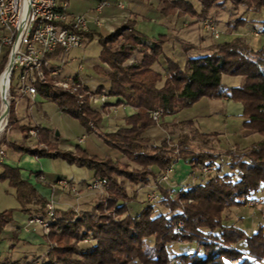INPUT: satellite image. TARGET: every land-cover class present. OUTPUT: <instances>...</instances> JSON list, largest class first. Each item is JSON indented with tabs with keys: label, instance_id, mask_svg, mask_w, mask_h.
I'll return each mask as SVG.
<instances>
[{
	"label": "trees",
	"instance_id": "1",
	"mask_svg": "<svg viewBox=\"0 0 264 264\" xmlns=\"http://www.w3.org/2000/svg\"><path fill=\"white\" fill-rule=\"evenodd\" d=\"M198 1L201 15H206L221 2ZM228 1L234 6L246 5L247 9L254 11L264 8V0ZM163 2L160 11L164 16L175 12L198 14L188 0ZM241 23L243 19L240 18L236 26ZM89 32L83 35L88 39L97 36L99 62L108 65V70L99 71L108 81L107 94L118 97L117 103L136 109L126 117V127L114 132H96L103 143L117 154L99 157L80 146L74 150L60 149L49 140L51 132L46 127H36L38 142L46 147L15 144L6 138L0 141V146L8 144L37 157L61 158L68 163H76L94 171L95 178H106L109 184L106 204L96 200L89 209L79 212L72 208L55 210L46 239L56 245L47 248L40 264H165L174 257L184 264H264V225L248 234L233 224H224L222 220L226 209L242 206L249 196L264 188V47L253 50L245 41L235 39L211 44L204 54L191 55L188 50L194 46L178 40L187 53L184 67L166 58L167 76L159 86L162 78L152 65L162 53L165 35L152 38L146 44L147 39L134 29L132 22L122 24L105 35ZM260 32L264 33V21ZM140 44L144 46L141 59L136 63H125L135 46ZM2 66L3 63L0 71ZM223 74L241 76L242 83L226 87L221 83ZM37 91L60 111L76 118L87 132L94 131L101 122L99 111L86 101L79 103L75 94L54 88L50 80L39 82ZM203 97H226L240 102L243 129L258 133L261 139L238 153L227 152L230 173L215 174L193 184L186 183L174 196L158 186V202L167 211L162 212L148 203L135 216L127 214L126 204L118 205L119 200L129 199L126 182L147 185L150 178L158 180L165 169L180 158H189L193 170L200 165L215 164L220 159L219 154L210 151L192 150L187 135H182L176 144L167 140L155 144L143 135L159 122L152 119L151 111L161 110L162 117L172 115ZM8 113V124L11 125L15 122L13 102ZM2 167L0 179H7L15 188L20 204L18 209L30 212L27 205L34 202L40 205L37 211L44 214L47 202L40 199L33 186L21 178L19 169L7 165ZM105 208L114 209L117 215H125L113 218L104 213ZM12 212L13 209L0 212V234L12 220ZM83 240L88 243L80 247L79 242ZM172 242H195L197 246L194 252L173 254L170 251Z\"/></svg>",
	"mask_w": 264,
	"mask_h": 264
},
{
	"label": "crops",
	"instance_id": "2",
	"mask_svg": "<svg viewBox=\"0 0 264 264\" xmlns=\"http://www.w3.org/2000/svg\"><path fill=\"white\" fill-rule=\"evenodd\" d=\"M60 1H66L68 4V10L71 13H74L69 9V0ZM102 1H106L107 4L101 9L100 12H98L96 7ZM144 4H147L148 6L150 5V1L144 3L143 0H128L127 5H125L122 0H97L94 7L89 8L86 12L80 14L86 15L88 18L89 33H99L103 35L112 32L114 29L125 23L128 18H131L134 20L135 29L144 39H147L148 42H151V39L139 30V24L137 22L140 13L148 8V11L146 10V12L153 10L155 12V16L159 17L158 20L164 22L160 23L168 29V32L162 34L166 36V41L163 44V52L165 51V48H171V52L174 50V52H177L174 54L172 53V55L181 54L186 57L187 53L183 50L182 45L179 43L177 37L185 39L194 44V47L188 50V54L197 55L206 52L204 49L206 40L201 34L197 33L199 30L194 27L193 24L189 26L183 24L187 31L182 33L181 36L180 30H177V27L171 23L173 16H164L161 14V12H159V1L156 8L153 6L147 7ZM95 20H99L100 23L97 24ZM194 33H196V36H194ZM189 35H193V37L189 39V37H191ZM94 38H97V36H94ZM193 38L195 40H193ZM87 40L90 39L84 36L83 46H86ZM177 44L181 53H178L177 51V47L175 46ZM135 54L133 55V58L135 60H140L142 56L141 51L136 52ZM89 59H87V61ZM97 64L100 68H104L103 66L105 63L101 64L98 62ZM155 66L156 62L152 65V68L157 71V67ZM94 69L96 70V67H94ZM79 71L80 70L76 71L74 74L80 79L83 78L84 80H87L85 79L84 75H80ZM166 76L167 74L164 76V79ZM164 79L158 83L159 86L162 85ZM106 81L107 80L105 79L104 82L100 83L104 91L106 90L104 87ZM38 93L39 92L37 91V94L32 98L27 95H19V97L14 100L16 118L19 124H28L35 128L43 126L50 129L51 133L49 140L53 143H56L57 146L63 150H74L76 146H80L88 153L95 154L99 157H103L105 155L115 156L117 154L115 150L108 148L103 143L96 132H114L121 127H126V117L136 111L134 107L124 103H117L119 98L110 96L107 104L103 107H93V109L99 111L102 116L101 122L96 128H94V131L87 132L84 126L75 119L77 124L76 133L77 135L80 133L76 138L65 133L63 134L62 129H60V132L55 131L56 126L54 124L47 122V124L44 125V122H41L45 118L50 119L48 116L50 114L58 115L60 117L71 116L60 111L53 102L45 98L42 100L37 99ZM213 101L219 102L221 105L219 110L216 108H211L210 104ZM203 102L205 105L201 110L194 111L192 110L194 108H190L195 105L194 102L191 106L183 108L175 114L164 117L161 116L162 121L160 122L159 120L155 126L147 129L143 135L149 138L155 144H160L164 140L176 144L178 138L181 135L180 132L193 131L218 138V146L216 144L215 145L217 148H221L220 146H222L223 143V140L221 139L227 137L226 131H224L225 128L217 129L216 126L209 122V119L207 118L213 113H220L224 116H227V118L236 117L242 120V105L240 102H234L226 97L221 99L205 98ZM20 106H22L21 110H18ZM34 109L36 112H38L39 116L35 115L33 111ZM182 129H186V131H182ZM11 131L12 130H9L7 133L10 134ZM14 131L17 136L22 135L19 129H14ZM83 132L92 133L98 138L100 143L97 146L101 148L102 154L95 153L93 150H91L90 144L87 142L89 140L87 138V134ZM239 132L241 139L231 143L232 146L235 145L234 147H247L249 143L247 144L245 141H250V139H252L255 134H258L245 132L243 127ZM17 140V138H14L13 133V139L11 142H17ZM24 142L27 146H35V144L38 142L37 133L36 136L28 137L26 140H24ZM227 145L229 144L227 143ZM2 150L4 154L0 156V173L3 170V165L18 168L21 178L29 182L38 194V197L45 200L47 204L51 203L55 210H66L68 208L86 210L93 205V196L85 189V183L95 178L94 171L79 166L76 163H68L66 160L61 158L37 157L29 153L19 151L14 147H10V150H7L4 144L2 146ZM189 160V158H180L175 163H173L169 167L170 171L167 173L168 178L165 181L161 180L162 175L165 174V172H163L158 177V180L153 178L147 185L134 186H146L149 189L146 192V196L151 192L157 191L158 186L168 191H174L175 193V191L181 188V185L190 183L191 180H193L192 176L194 171ZM39 176H43V179H40ZM59 179L70 180V182L79 189V193L72 194L68 190L60 187L57 183ZM27 208L30 209V212H23L15 208V210L12 212V220L4 226L0 234V264H23L32 256H43L48 248V244L44 235L42 234L41 227L39 225L28 224V218L31 213H40L37 211L40 209V205L32 202L27 205Z\"/></svg>",
	"mask_w": 264,
	"mask_h": 264
},
{
	"label": "rangeland",
	"instance_id": "3",
	"mask_svg": "<svg viewBox=\"0 0 264 264\" xmlns=\"http://www.w3.org/2000/svg\"><path fill=\"white\" fill-rule=\"evenodd\" d=\"M96 1L97 0H69V9L72 10V12L74 13H79V14L84 13L89 8L94 7L96 5ZM122 1L125 5H127L128 0H122ZM143 1L144 3H147L150 1V5L148 6L150 7L153 6L154 8H156L158 1H159V12H161L160 7L164 3L163 1H168V0H143ZM188 1L191 3L194 10L198 14H195V15L184 14L183 15V14H178L175 12V13H171L167 15V16H173V19H171L172 20L171 23L177 27V30H180L181 36H182V33L187 31L186 28H184V25L189 26L193 24L194 27H196L199 30V32L197 31V33L201 34L206 40V45L204 46L205 50L211 44L231 42V41H234L235 39H241L245 41L248 44V46L252 48L253 50H259L260 48L264 47V33L260 32L262 28V22L264 21V8H261L259 11H254V10L247 9L246 5L234 6L228 0L227 1L221 0L220 4L214 5L208 11L206 15H201L199 1L198 0H188ZM144 5L147 6V4H144ZM147 9L148 8H146V10ZM146 10L142 11V13H140V16L138 17L137 22L139 24L138 26L139 30L150 39L157 38L161 34L168 32V29L161 24L164 22L159 21L158 20L159 17L155 16V12L153 10L152 11L149 10V12H146ZM240 18L243 19V23L236 26V24L239 23ZM205 19H208L211 22L210 24L213 25L214 28L218 31L219 33L218 38H215L210 33V31H208L204 27L203 21ZM131 22L134 23V20L131 18H128L123 24L131 23ZM134 29H135V25H134ZM195 34L196 33H194V36H196ZM189 36H191L189 37V39L193 37V35H189ZM177 38L178 40L183 41L187 45L194 46V44H192L191 42L185 39H181L179 37ZM193 40L195 39L193 38ZM175 46L177 47L178 53H181V51L179 50L178 44ZM143 50H144L143 45L140 44V45L135 46V50L133 54L125 61V63L138 62L139 60H135L133 58V55L139 51H141L142 53ZM163 50L164 49L162 46V53L158 57L156 61V66H155L157 67V72L160 73L162 79H164V76L166 75V70H167L166 58H170L174 60L175 62L178 63V65L181 68L184 67V64L186 61V57L184 55H181V54L172 55V53L174 54L177 52H174L175 50L171 52V48L169 49L165 48L164 52ZM99 52H100V45L98 42V38L93 37L90 40H87L86 46L82 45L80 48H76V49L71 50L68 53H64L63 55L59 56V58H63L64 61H66L62 67V70H61L62 73L58 75H53L49 73V71H47L46 72V82L50 80L54 88L62 90L58 88V86H55L56 82H58L59 80H63L62 75H65V74L73 75L76 71H78L77 67H78V63L80 62L82 64V69L79 71L80 75H84L85 79L87 80H84L83 78L80 79L78 77L81 82V87L78 90H76L74 94L76 95V97L78 96V94H82V97L81 98L77 97V99L82 100L83 102L84 101L88 102V97L90 93L92 92L101 93L102 91L104 92L103 88H100L101 87L100 83L105 81L104 79L105 77H103L101 74H98V73L99 71H102L103 69L108 70V65L104 64L103 66L104 68H100L98 66L97 63L99 62ZM200 54H204V53H200ZM87 59L89 60L87 61ZM2 63L3 62H1V65ZM1 65H0V68H1ZM94 67H96V70L94 69ZM17 77H18V72L17 70H14L12 74V79H11L10 96H8V105L10 106V103L13 102L14 107H15L14 100H16V98H18L19 95H22L18 92ZM221 83L225 85L226 87L239 86L242 83V77L238 75L223 74L221 76ZM104 87L107 89L108 81L105 82ZM43 98L44 97L40 93H38L37 99L42 100ZM204 100H205L204 97L201 98L200 100L194 103L195 105L193 107H190V108H194L192 109L194 111L201 110L205 105V103L203 102ZM88 104L90 103L88 102ZM210 105H211V108L213 109L216 108L217 110H219V107L221 106L219 102L217 101H213ZM21 107L22 106H20L18 110H21ZM33 111L36 116H39L38 112H36L35 109ZM48 116L50 119L45 118L41 121V122H44V125H46L47 122H49L50 124H54L56 126L55 131L60 132V129H62L63 134L65 133V134L71 135L76 138L80 134L79 133L77 135L76 133L77 131V127H76L77 119L76 118L73 119L67 116L60 117L58 115H51V114ZM207 119H209V122L215 125L217 129L225 128L224 131H226L227 137L224 139H221L223 140L222 146H220L221 148H217L218 138L211 137L209 135H203L198 132H193V131L188 132L186 131V129H182V131H186V132H180L181 135L178 138L177 142L179 141L182 135L183 136L187 135L188 144L192 150L210 151V152L219 154L220 156V159L217 160L215 164H213L216 167V169L213 170L212 172L203 174L201 172L202 165L194 169L193 176H192L193 180H191L190 184L197 183L215 174L222 175L224 173H230L231 171L227 165V161L230 160V156L227 154V152L231 151L232 153L233 152L238 153L240 151H243L246 148V147L245 148L234 147L235 145L234 146L231 145V143H234L238 141L239 139H241L239 131L243 127L244 118L242 120L236 117L227 118V116H224L223 114L213 113L210 116H208ZM8 120H9V113L7 115L6 125L4 126V129L0 132V141L3 140V138L4 139L6 138L7 141L11 142L13 139V133H14V138H17L18 140L17 142L13 141V143L26 145L24 140H26L28 137L36 136L37 128L31 127L28 124H19L16 118V112H15V120H14L15 122L10 125L8 124ZM161 121H162V118H160V122ZM14 129H19L22 135L17 136ZM9 130H12L10 134L7 133ZM85 134H87V138L89 139V140L87 139L88 140L87 142L88 144H90L91 150H93V152L95 153L102 154L101 148L97 146L100 143L98 138L92 133H85ZM260 139L261 137L259 136V134H255L254 137L250 139V141L248 140L249 142L248 141H245V142H247V144L249 143L248 144L249 146L252 143L259 141ZM227 143L229 145H227ZM4 145L6 146L7 150H10V146L8 144H4ZM35 145H38L40 147H46L43 143H39V142H37ZM2 146L3 145L0 146V149H2ZM230 147H233V148H230ZM152 179L153 178H150V180ZM161 180L165 181L164 179H162V177H161ZM148 190L149 189L146 186H136L135 187L133 184L126 182V191H127V195L129 199H127L126 201L119 200L118 205L125 203L126 208H127L126 213L130 214L131 216H135L136 214H138L148 203L153 204L157 209L159 208L162 212L167 211V209L161 206L158 202L160 196L156 198L151 197L152 195L150 194L152 192L146 196V192ZM87 191L90 192L91 195L93 196V199H94L92 202L93 205L95 204L96 200H100L104 204L107 203V198L109 197V184H108L107 191L103 193L98 192V191H90V190H87ZM169 192L173 193L171 194L172 196L175 195L174 191H169ZM154 193L158 194L157 191H155ZM18 205L20 207L19 201L15 193V188L9 184V181L7 179H0V212L6 209H13L14 211L15 208L16 209L19 208ZM74 210L75 212L81 211L80 209L76 210L75 208ZM46 211H47V204H46L44 214L31 213L30 216L32 217L34 215L35 216L45 215ZM54 211H55V208H54ZM104 213L113 218H117V217L121 218V217H124L125 215V213H123L122 215H117L114 209H108V208L104 209ZM222 216H223L222 220L224 224H233L237 226L238 228L243 229L248 234L256 231L259 226L264 225V188L258 189L252 196H249L246 203H244L242 206H235V207H230L226 209L223 212ZM180 224L181 223H179L178 225ZM41 230H42V234L44 235L46 239V236L48 235L49 232L45 234L42 228ZM50 230H51V225H50ZM148 241L152 242L151 239H149ZM46 242L48 244V247L49 246L53 247L56 245L55 242H50L47 239H46ZM87 243L88 242L83 240L79 242V245L80 247H83V246H86ZM196 246L197 244L195 242H191V243L172 242L170 245V251L173 254L174 253L183 254V253H188V252H194L196 250ZM242 248H244L243 244H242ZM41 256H32L29 259H27L23 264H40L43 257H45V253L43 254L42 257ZM172 262H176L178 264H184L183 262H181V260L175 257L171 258L165 264H171ZM233 262H236V261H233ZM130 264H135V263L131 262Z\"/></svg>",
	"mask_w": 264,
	"mask_h": 264
},
{
	"label": "built area",
	"instance_id": "4",
	"mask_svg": "<svg viewBox=\"0 0 264 264\" xmlns=\"http://www.w3.org/2000/svg\"><path fill=\"white\" fill-rule=\"evenodd\" d=\"M107 4L102 1L97 7L98 12ZM100 23L99 20H95ZM204 27L218 38L219 33L211 25L208 19L203 21ZM89 30L88 18L84 14L71 13L68 10L66 1L60 0H0V71L2 74L7 71L6 93L2 97L0 83V102L8 101L10 96L11 79L14 70H17L18 92L22 95L34 97L37 94V84L46 82V72L53 75L62 73V67L66 61L59 56L68 53L73 49L83 45L84 32ZM149 43V42H145ZM78 70L82 69V64L78 63ZM63 80L56 82L55 86L65 92L74 94L81 87V82L75 74L62 75ZM79 98L82 94H78ZM109 95L104 91L101 93H90L88 102L93 107L101 108L106 105ZM79 100V99H78ZM79 100V103H82ZM7 115L4 116L7 122ZM161 110L151 111V117L158 122L161 118ZM6 125V124H5ZM4 129V128H3ZM4 154L0 149V156ZM216 167L213 164L202 165L201 172L207 174ZM168 167L162 175L166 180ZM43 179V176H40ZM58 185L72 194H78L79 189L68 179H59ZM85 188L90 191L106 192L108 182L106 178H93L85 183ZM151 197H158L152 192ZM55 217L54 206L47 204L45 215L30 216L29 225H39L45 234L50 230V225ZM171 264H178L172 262Z\"/></svg>",
	"mask_w": 264,
	"mask_h": 264
},
{
	"label": "bare ground",
	"instance_id": "5",
	"mask_svg": "<svg viewBox=\"0 0 264 264\" xmlns=\"http://www.w3.org/2000/svg\"><path fill=\"white\" fill-rule=\"evenodd\" d=\"M6 81H7V71L4 72L2 74V77L0 79V83H1V90H2V97H5V93H6ZM8 105V101H4L2 100L0 102V132L3 130L5 124H6V119L4 117H2V113H4L5 109L7 108Z\"/></svg>",
	"mask_w": 264,
	"mask_h": 264
},
{
	"label": "water",
	"instance_id": "6",
	"mask_svg": "<svg viewBox=\"0 0 264 264\" xmlns=\"http://www.w3.org/2000/svg\"><path fill=\"white\" fill-rule=\"evenodd\" d=\"M4 101H6L5 99H3ZM9 111V105H7V108L5 109L4 113H2V117H4Z\"/></svg>",
	"mask_w": 264,
	"mask_h": 264
}]
</instances>
